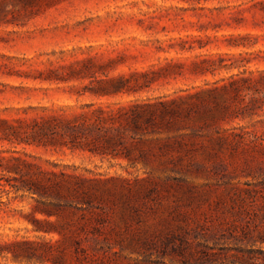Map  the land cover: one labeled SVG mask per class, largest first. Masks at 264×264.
I'll return each mask as SVG.
<instances>
[{"label": "rangeland", "instance_id": "rangeland-1", "mask_svg": "<svg viewBox=\"0 0 264 264\" xmlns=\"http://www.w3.org/2000/svg\"><path fill=\"white\" fill-rule=\"evenodd\" d=\"M0 264H264V0H0Z\"/></svg>", "mask_w": 264, "mask_h": 264}]
</instances>
